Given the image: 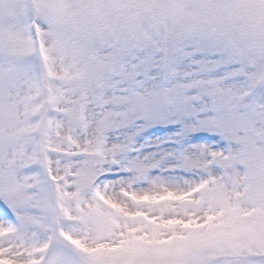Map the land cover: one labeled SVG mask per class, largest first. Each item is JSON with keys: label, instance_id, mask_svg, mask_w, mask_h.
<instances>
[{"label": "snow or ice", "instance_id": "obj_1", "mask_svg": "<svg viewBox=\"0 0 264 264\" xmlns=\"http://www.w3.org/2000/svg\"><path fill=\"white\" fill-rule=\"evenodd\" d=\"M0 264H264V0H0Z\"/></svg>", "mask_w": 264, "mask_h": 264}]
</instances>
